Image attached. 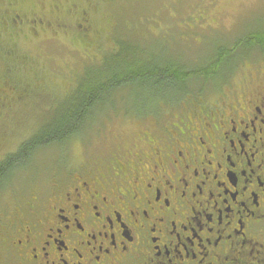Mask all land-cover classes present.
<instances>
[{
  "label": "flooded vegetation",
  "instance_id": "flooded-vegetation-1",
  "mask_svg": "<svg viewBox=\"0 0 264 264\" xmlns=\"http://www.w3.org/2000/svg\"><path fill=\"white\" fill-rule=\"evenodd\" d=\"M251 59L212 100L5 206L0 264H264V59Z\"/></svg>",
  "mask_w": 264,
  "mask_h": 264
},
{
  "label": "rangeland",
  "instance_id": "rangeland-1",
  "mask_svg": "<svg viewBox=\"0 0 264 264\" xmlns=\"http://www.w3.org/2000/svg\"><path fill=\"white\" fill-rule=\"evenodd\" d=\"M53 1L18 0L17 6L27 13V18L38 16L51 21L55 19V5L59 7L60 12H63L70 5L71 9V2L76 3L80 0ZM94 2L89 6L90 22L94 29L99 28L101 39H105L103 42L99 41L102 49L97 52L92 51L94 47L83 48L82 42L75 37V32L44 28L41 29V32L44 31L42 41L45 38L46 40L41 43L42 41L33 40L28 22L17 35L14 30L8 28L10 38L15 39L13 43L16 42L23 51L32 52L30 53L32 58H37L33 62L26 58L21 59V62L27 68L24 74L30 76L28 80L34 82L35 87H33L38 93L34 99H31V105L26 104L25 101L20 102L15 105L16 110L8 117L2 115L4 124L0 129V138L3 141V143L0 141V155L1 150L15 149L32 132L34 126L38 129L43 123L55 118L66 100L73 96L77 80L85 69L104 63V55L119 52L120 42L129 49L143 54L150 53L155 57L179 53L184 62L191 65L197 62L199 57H208L209 53L213 52L212 48L222 40H233L253 30L255 26H264V0H113L111 3L109 0H94ZM5 7V3L1 2L0 9ZM32 10L36 14L31 13ZM72 13L71 16H67L69 21L77 19V14ZM110 27L113 35L109 47ZM48 38L51 40H47ZM37 46H40L38 51L40 57L35 55ZM107 47L110 49L109 52L106 50ZM239 52L234 61L232 60L234 65L243 57V51ZM19 54L24 55L21 52ZM249 55L251 58L259 53L256 49H252ZM33 68L39 71L34 73ZM244 70L245 66L242 65L241 69H237L236 74ZM228 73L230 74V70ZM66 77L69 79V89L64 91L61 86L64 85L66 88L68 84ZM25 82L27 81H20L19 85H27ZM45 84L52 87L56 85L51 88L55 93L48 92L49 89H45ZM145 89L144 85L138 84L121 92L124 96L123 107L127 111H133L134 109L131 108L138 102L137 99L146 97ZM207 94L209 95L206 97L210 100L216 96ZM117 98L118 96L115 95V99ZM111 101L119 106L117 100L111 98ZM31 106L36 108L31 111ZM29 112H35L36 115L31 116ZM108 113L110 112L106 111L105 115L101 108L91 111L77 139H73V142L61 148L49 147L35 154L31 159L33 161L19 170L22 179L27 177V180L32 179L37 185L44 183L42 186L44 189L49 186V179L57 174L59 167H71L93 152L105 153L113 143L111 140H115L116 137L128 141L138 134L139 121L124 120L120 113ZM21 186L26 187L22 183ZM0 204L10 207L13 198L7 193L2 194Z\"/></svg>",
  "mask_w": 264,
  "mask_h": 264
},
{
  "label": "trees",
  "instance_id": "trees-1",
  "mask_svg": "<svg viewBox=\"0 0 264 264\" xmlns=\"http://www.w3.org/2000/svg\"><path fill=\"white\" fill-rule=\"evenodd\" d=\"M111 1L113 0H109L110 3ZM1 2L5 3L6 7L0 9V129L4 124L1 119L2 115L8 117L12 111L16 110L15 105L20 102L25 101L26 104L31 105V99H34L38 93L34 88V82L28 80L30 76L24 74L27 68L21 62V59L26 58L33 62L37 58H32L30 56L32 52L23 51V48L17 46L16 42L13 43L15 39L10 38L8 28L14 30L17 35L28 22L31 36L35 42L42 41L44 31L41 32V29L44 28L75 32V37L82 42L83 48L94 47L91 50L95 52L102 49L99 44V41L102 40L101 32L98 30L99 28L94 29L88 13L89 6L95 3L94 0L71 2V9L70 5L63 12H60L59 7L55 5V19L51 21H46L38 16L32 17L33 20H31L19 6L12 9L11 4H17L18 0H0ZM71 11L77 14L75 21L67 19L68 15L73 14ZM14 12L21 15V20L11 21V15L14 16ZM31 13L36 14L34 10ZM53 20L55 22H52ZM112 35L110 27L109 47ZM45 40L46 38L41 43ZM120 45L119 52H110L111 54L103 56L104 63L95 64L85 69L77 80L73 96L66 100L55 118L43 123L38 129L34 126L31 129L32 132L15 149L1 150L0 197L5 193L14 194V204L20 205L22 201H25L28 194L33 189L36 190L39 184L37 185L32 179L27 180V177L22 179L23 177L19 173L21 167L31 163L33 156L40 151L55 146L61 148L77 139L79 131L85 126L84 122L93 110L101 108L105 115L106 111L120 113L124 120L146 122L152 124L151 129H161L164 124L172 123L174 119L180 118L186 108L203 102L204 98H208L206 97L209 95L207 93H210V96L217 95L225 80L232 75L234 66H237L232 63V60L239 55V51H243V57L238 61L250 57L249 51L252 49H256L259 53L252 57L255 58L251 59L252 61L260 60L259 58L264 59V26H255L253 30L245 32L233 40H222L220 44L212 48L213 52H210L208 57H199L198 61L191 65H188V62L185 63L179 53L155 57L150 53L143 54L129 49L121 42ZM109 47L106 49L108 52L110 51ZM35 48L37 49H35V55L39 56L40 46ZM83 48L82 50H84ZM20 52L24 55L19 54ZM33 71L36 73L35 71L39 70L33 68ZM67 80L66 88L64 85L61 86L64 91L69 89V79L67 78ZM20 81H27L25 82L27 85H19ZM217 82L218 86H216ZM138 84L144 85L146 88V97H139L138 102L131 108L134 110L127 111L122 105L124 96L121 95V92ZM45 86V89H49L48 92L54 91L53 93H55V90L51 88L56 85L52 87L45 84ZM115 95L118 96L117 99H115ZM111 98L114 101L117 100L119 106H117L118 104L114 105ZM35 108L36 106H31V111ZM179 113L181 114L179 115ZM29 115L35 116L36 114L29 112ZM8 120L10 121V119ZM0 141L3 143L2 138ZM89 155L83 157L81 162L86 161L85 159ZM21 183L26 187H22ZM0 212H5V206L1 205Z\"/></svg>",
  "mask_w": 264,
  "mask_h": 264
}]
</instances>
